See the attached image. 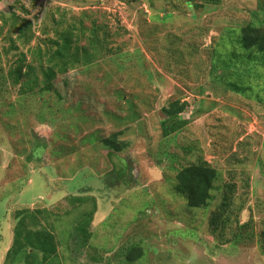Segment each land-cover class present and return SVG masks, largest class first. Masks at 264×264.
I'll return each instance as SVG.
<instances>
[{"label":"rangeland","instance_id":"rangeland-1","mask_svg":"<svg viewBox=\"0 0 264 264\" xmlns=\"http://www.w3.org/2000/svg\"><path fill=\"white\" fill-rule=\"evenodd\" d=\"M262 1L172 0L153 11L148 0H0V27L9 23L0 33V264L22 209L58 217L63 264H264V63L237 42L243 26H264ZM84 13L108 25L105 55L59 75L51 92L12 85L21 54L45 47V27ZM17 17L31 22L25 37L11 27ZM178 100L190 125L164 140L162 109ZM120 131L129 146L110 153L101 142ZM200 159L218 169L219 185L250 182L240 221L254 235L237 246L209 233L220 193L197 209L174 191L177 171ZM93 210L83 247L70 236ZM136 244L144 258L129 263Z\"/></svg>","mask_w":264,"mask_h":264},{"label":"trees","instance_id":"trees-1","mask_svg":"<svg viewBox=\"0 0 264 264\" xmlns=\"http://www.w3.org/2000/svg\"><path fill=\"white\" fill-rule=\"evenodd\" d=\"M163 1V5H157L154 0H148V4L153 11L166 10L172 0ZM184 1L191 2L195 8L219 6L222 2V0ZM260 8L264 12V0ZM17 19L18 17L13 19L11 27L19 30L20 35L25 37L31 22L20 23ZM98 19L84 13L81 18H75L72 22H68L64 17L59 21L53 20L55 24L51 28L46 26L43 30L46 37L42 42L45 47L29 48L26 53L21 54L16 68L9 72L8 78L12 85L23 86L26 93H33L38 87L41 91L51 92L54 90V80L59 75H65L80 66L89 67L98 61V58L105 55L104 52L108 50L106 44L113 36L108 25L99 22ZM87 20L90 24L88 27L85 25ZM8 24L3 18L0 33ZM83 40H86L87 44H82ZM237 42L249 54L246 56L248 60L250 56L252 60L253 52L261 58L259 61L264 63V26L252 24L243 26ZM12 49L17 50V47L12 44ZM233 89L238 91L240 88L237 86ZM186 108L187 103L178 100L162 109L165 119L161 121L160 127L164 140L190 125V121L183 118V114L187 112ZM122 135H124L122 131L116 132L103 139L101 143L110 153H121L129 146L126 141L121 140ZM221 181L222 177L218 169L200 159L177 171L174 191L186 200L190 208L197 209H207L212 201H215L216 193H220L218 198H221V202L208 220L209 233L220 245L237 246L244 239L254 235L250 226L251 221L245 224L240 221V214L245 210L251 185L249 180L245 181L242 188H239L235 182L219 185ZM86 202L88 203V199L85 200L81 196H73L71 201L72 204ZM94 210L90 213L88 211L80 213V222L74 229L76 236L74 234L70 236L75 242L80 241L83 247L87 246L92 237L90 227ZM57 218L47 209L16 211L13 242L5 255L4 264H63L59 254L62 242L56 236V224L59 221ZM262 235L264 237V233ZM143 258L144 250L141 244L128 248L127 262L136 263Z\"/></svg>","mask_w":264,"mask_h":264}]
</instances>
